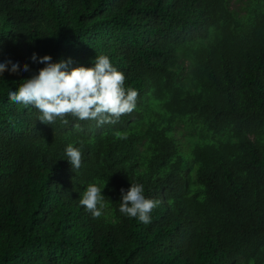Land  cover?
Masks as SVG:
<instances>
[{"label":"trees","instance_id":"1","mask_svg":"<svg viewBox=\"0 0 264 264\" xmlns=\"http://www.w3.org/2000/svg\"><path fill=\"white\" fill-rule=\"evenodd\" d=\"M33 53L108 55L136 109L42 123L7 95L44 66ZM5 59L32 71L0 79V264H264V0H0ZM131 183L158 201L148 224L118 210Z\"/></svg>","mask_w":264,"mask_h":264},{"label":"clouds","instance_id":"2","mask_svg":"<svg viewBox=\"0 0 264 264\" xmlns=\"http://www.w3.org/2000/svg\"><path fill=\"white\" fill-rule=\"evenodd\" d=\"M31 61L43 64L42 68L23 79V82L7 95L17 104L35 108L38 119L52 124L57 118L71 115L78 120H94L97 126L115 124L124 114L133 112L137 106L138 92L125 88V74L119 71L106 54L96 55L91 66L72 67L71 58L54 61L51 55L33 53ZM31 72L28 63L18 60H0V79L4 72ZM67 123L66 120H64ZM82 146L68 143L64 148L66 160L77 173L82 164ZM106 182L92 181L79 193V204L92 217L100 218L107 207L102 194ZM158 201L145 196L142 184L131 183L120 190L119 212L128 218H136L144 224L151 222L152 211Z\"/></svg>","mask_w":264,"mask_h":264},{"label":"rangeland","instance_id":"3","mask_svg":"<svg viewBox=\"0 0 264 264\" xmlns=\"http://www.w3.org/2000/svg\"><path fill=\"white\" fill-rule=\"evenodd\" d=\"M249 0H232V8L237 10L240 14L248 12Z\"/></svg>","mask_w":264,"mask_h":264}]
</instances>
